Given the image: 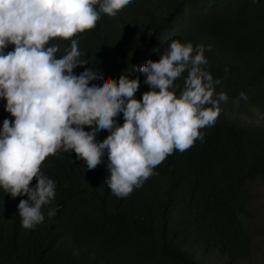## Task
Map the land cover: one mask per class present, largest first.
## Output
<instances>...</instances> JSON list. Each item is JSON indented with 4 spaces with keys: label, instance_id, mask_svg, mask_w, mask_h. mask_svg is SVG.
I'll list each match as a JSON object with an SVG mask.
<instances>
[{
    "label": "trees",
    "instance_id": "16d2710c",
    "mask_svg": "<svg viewBox=\"0 0 264 264\" xmlns=\"http://www.w3.org/2000/svg\"><path fill=\"white\" fill-rule=\"evenodd\" d=\"M74 38L89 62L84 67L99 70L93 83L139 77L137 100L149 90L139 68L159 60L169 41L204 45L205 68L222 81L216 92L228 100L214 126L201 129L202 141L174 151L126 198L104 183L106 150L95 170L71 150L46 158L41 171L55 181L56 195L33 229L23 228L18 215L27 196L0 189V264H202L198 255L211 251L230 263L248 257L246 227L264 219V123L240 115L264 114V0H132ZM51 43L60 46L57 58L70 47V41ZM175 83L179 95L183 79ZM241 91L248 99L237 106ZM5 104L0 99V127L13 119ZM115 119L122 124L123 114ZM107 135L98 131L95 139ZM49 209H56L53 217Z\"/></svg>",
    "mask_w": 264,
    "mask_h": 264
},
{
    "label": "clouds",
    "instance_id": "9594fccd",
    "mask_svg": "<svg viewBox=\"0 0 264 264\" xmlns=\"http://www.w3.org/2000/svg\"><path fill=\"white\" fill-rule=\"evenodd\" d=\"M131 2L0 0V99L13 118L0 127V189L12 198L27 196L17 206L25 229L42 223L43 206L55 199V181L41 171L50 155L71 150L95 170L106 150L104 183L126 198L174 151L183 153L202 141L201 129L214 126L228 100L224 91L216 92L222 81L205 68V46L177 39L169 41L159 60L148 59L139 68L149 86L141 99L135 98L139 77L121 74L118 80L93 83L99 70L84 67L89 62L81 59L74 37L94 29L101 14L115 17ZM56 39L70 41L59 58V44L51 43ZM9 45L13 49L6 52ZM78 67L84 68L79 75ZM247 99L241 91L234 103ZM121 113L123 123L117 124ZM102 130L109 135L97 142ZM55 213L49 209L47 215Z\"/></svg>",
    "mask_w": 264,
    "mask_h": 264
},
{
    "label": "rangeland",
    "instance_id": "374dc122",
    "mask_svg": "<svg viewBox=\"0 0 264 264\" xmlns=\"http://www.w3.org/2000/svg\"><path fill=\"white\" fill-rule=\"evenodd\" d=\"M246 121L252 123H264V114L254 111L251 116L240 115ZM264 202V199L262 200ZM251 236L250 255L239 260L237 263H230L225 256L211 251L209 254H199L202 264H264V219L250 224L246 227Z\"/></svg>",
    "mask_w": 264,
    "mask_h": 264
}]
</instances>
